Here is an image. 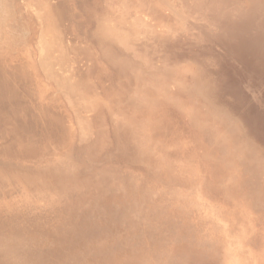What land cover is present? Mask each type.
I'll return each instance as SVG.
<instances>
[{"label": "bare ground", "instance_id": "bare-ground-1", "mask_svg": "<svg viewBox=\"0 0 264 264\" xmlns=\"http://www.w3.org/2000/svg\"><path fill=\"white\" fill-rule=\"evenodd\" d=\"M6 2L0 4V180L5 188L10 186L3 197L19 203L14 213L0 212V264L9 262L8 253L18 247L49 250L45 258L62 264H90L108 255L114 262L126 257L134 262L144 258L143 263L155 255L172 263L205 257L214 253L219 242L213 235L223 229L206 227V218L213 221L204 215V187L213 191L210 197H226L231 168L247 170H237L236 185L243 195L235 221L251 236L256 234L264 219L259 222L251 213L264 216V164L254 148L264 141V119L256 116L250 121L257 131L245 138L241 121L251 116L242 112L241 121L234 123L218 110L228 107L234 115L240 113L242 106L235 104L233 95L246 89L253 94L262 86L245 70L264 80V0H31L24 2V12L14 10L20 0ZM33 7L48 17L39 30L23 32L21 14L30 16ZM227 33L232 37L225 41ZM147 45L156 57L148 70L140 55ZM57 51L62 52L59 58ZM109 64L132 73L121 80L124 74L108 70ZM56 88L64 98L53 94ZM257 103L264 113V99ZM114 144L129 157L128 171H109L110 164L100 158L95 162L93 155L81 164L104 171L98 179L93 177L102 195L101 203L95 204L80 190L89 183H81L77 160L85 147H99L100 155ZM70 179L83 185H71ZM75 188L79 189L73 192ZM45 196L60 208L67 201L77 204L79 220L90 212L88 221L99 223L102 213L98 237L95 230L75 235V230L62 227L68 222L65 218L58 222L62 231L57 235L41 230L40 218L47 210L56 211L44 204ZM160 199L173 218L168 238L162 239L161 226L124 221L127 213L157 209ZM223 201L212 212L226 225L223 216L229 213ZM40 204L45 207L38 208ZM125 207L129 210L121 213ZM188 219L190 228L192 221L195 225L190 230ZM194 227L200 235L204 232V241L189 234ZM116 230H123L119 242L112 241ZM103 231L107 238L101 237ZM148 237L149 246L138 247ZM135 238L141 239L132 250L128 247ZM240 238L244 241L243 233Z\"/></svg>", "mask_w": 264, "mask_h": 264}, {"label": "water", "instance_id": "water-1", "mask_svg": "<svg viewBox=\"0 0 264 264\" xmlns=\"http://www.w3.org/2000/svg\"><path fill=\"white\" fill-rule=\"evenodd\" d=\"M6 1L7 0H5V2ZM9 1H13V0H9ZM25 1L30 2L31 0H20V2L22 3H18V5L15 6L14 10L16 8H19V9L22 8L21 11L24 12L23 6H24ZM2 2L3 0H0V4ZM8 3H11V2H8ZM39 11H41L40 8L36 9L35 7H33V9L30 10V16H25V14L21 12L23 32L26 29L25 32L28 31L30 33H34L35 30L37 31L39 30V28H41V26H43L42 21L48 16H44V14L41 16V13ZM37 12H39V17L37 16ZM143 33L149 34V31L148 32L143 31ZM37 39L38 38L35 37V40ZM81 41L82 40H79V43ZM78 47L79 48L81 47V43H80V46L78 45ZM70 50L68 49L69 53H71ZM62 52L57 51L56 57L59 58L60 56H62ZM140 55L143 56V59H145L144 61L147 62L146 64L147 70H148L147 66H150L152 62L156 63V57L152 54V48L150 46L147 45V48L141 50ZM105 62H107V60H104V63ZM108 66H109L108 68L111 71L113 69L114 72H116L119 75L124 74L123 76L121 75L122 77L119 76V79L121 80H124L125 75H130L132 73V71H130L129 69L128 71H125L124 67L122 69H118L116 66L111 67L110 64ZM52 92L54 95L64 98L62 91H58L57 88L56 90H53ZM262 92L264 93V85L260 86L256 92L253 91V95L260 94ZM250 94L252 95V92H250ZM248 110H249L248 108H244L242 112H247ZM238 169L239 171H241V174L243 172H247V170H243L240 168ZM204 188L206 189L209 195L208 197H204V198L206 200H211L212 198H214V197H210L213 191H210L206 187ZM207 193H204V195L206 196ZM216 197H218L216 198V200L217 199L224 200L222 204H223V207L224 206L227 207L226 212L229 213V216H225V215L223 216V218L225 219L224 222L225 224H228V226L220 224L218 227H220V229H223V231L221 232L219 231L216 233V235H213V237L215 236L218 237L214 242H219L214 245V253L205 254L206 255L205 257L203 256L200 258L196 257L197 259H195V257L194 258L192 257L190 260L188 259L187 261H181L178 263L176 262L172 263V262H169V260L167 261L160 260L159 257L154 258V260H146L145 263L142 262L143 260L140 261L139 259L136 260V262H134L130 260L131 258L127 259L126 257H118L120 259L119 262H114L115 258H112L111 257L112 255H108L109 257L107 258L105 257V259L101 257L100 261L91 262L90 264H264V245H263L264 244V229H261V227L264 228V221L260 223L261 225L258 226V228L255 230L256 234L254 236H251V233H249L248 230L244 229L247 232V235H245L243 232L244 241L242 243L237 242V238L241 237V228L243 227L239 226L238 225L239 222L235 221V218L239 219V213L237 209H233L229 207V205H231V202H233V198L232 196L230 197L227 196V198L226 197L220 198L219 193H218V196ZM48 198L49 197L45 196L44 201H43L44 204L46 205V202L49 203L50 205L55 207L56 211L55 212L53 210L51 211V209L50 211L47 210L45 212L47 214L43 215L40 218V221L37 223V225L41 230H46L47 228V229H50L51 233L57 235V233H60V231H62L61 227L58 228V225L60 226L59 223L62 222L61 220L64 217L65 219H68L69 218L68 216H70L71 214L70 206H67L66 204L65 207L60 208L61 205L51 202V200H48ZM257 199H259V197ZM207 204L209 205V203ZM45 205L40 204L38 208H43L45 207ZM259 213L261 212H258L257 215H255V219L260 222V218L264 219V216L263 214H259ZM251 215H254V214H251ZM127 219L131 220L130 223L132 222L142 223V221L143 222L147 221L148 228L155 229V227L159 228V226H161V229L163 230L162 239H166L168 238L169 235H171L170 230H172V228H170V226H171V222L173 218L172 217L170 218L168 213L163 210L161 199L158 200L157 202V209L155 207H149V208L147 207V209H142L140 212H134L133 214H130L128 218H126L124 221H126ZM248 219L250 220V217ZM205 222H206V225L212 226V224L209 222L207 218L205 219ZM62 227L68 228L69 227L68 222L65 221ZM183 229L185 228L183 227L180 232H182ZM177 230H179V228H177ZM42 237H43L42 233H40L39 238L42 239ZM171 240H172V237L168 242H171ZM49 241L51 242V240ZM168 242L167 244H169ZM45 259L46 261L43 264H62V262H59V261L53 263L51 262L52 259H50V261L48 260V258H45ZM36 264H41V263L38 262Z\"/></svg>", "mask_w": 264, "mask_h": 264}, {"label": "rangeland", "instance_id": "rangeland-1", "mask_svg": "<svg viewBox=\"0 0 264 264\" xmlns=\"http://www.w3.org/2000/svg\"><path fill=\"white\" fill-rule=\"evenodd\" d=\"M5 31H6V28L4 29ZM4 30H3V32H4ZM14 30V29H13ZM13 30H11V32H13ZM228 37H232L231 35H230V33H227L226 35H225V41H226V39H229ZM248 49H249V47H248ZM244 51H245V49L244 50H242V52L244 53ZM108 70H110V69H108ZM113 71V70H112ZM246 72H248L249 73V75H251V78L254 80V82H256V81H260L261 82V85H264V80L262 79H257L256 77H254L253 76V74H252V72L251 71H246L245 70V74H246ZM103 74H100L99 75V79H100V77L102 76ZM110 77L111 78H113V75H110ZM140 79L139 80H141V78H143L142 76H138ZM253 82V83H254ZM257 85V84H256ZM113 87H115V84H114V81H113ZM253 88V87H252ZM241 94H240V96H238L237 95V93L236 94H234L233 95V101L235 102V104H237V105H240V106H242L241 107V110L243 111V109L244 108H248L249 110L247 111V113H248V115L249 116H251V118L250 119H248L247 121L246 120H244L243 119V121H241V123H242V125L240 126V134H243L244 135V137L246 138V136H248V137H250V133H253V131L255 132V131H257V130H255V129H253V127H250V126H252L251 124H250V121H254L255 120V118H256V116H258V117H260L261 116V119L263 118L264 119V117H263V115H264V113H263V111H262V109H261V106L259 107V104L257 103V100L259 99V98H262V99H264V96L260 93V94H258V97L254 94H250L249 93V90H241V91H239ZM251 98V99H250ZM239 100H241V101H239ZM219 108H221V107H219ZM231 108H223V109H219L218 111L220 112V110H221V112H224V115L226 116V117H228V119L230 120V121H232V122H237L238 123V121H239V118L241 117L240 116V114L242 113V111L239 113H237L236 115H234L233 113H232V110H230ZM120 110V109H119ZM119 110H117V113L119 112ZM234 110V109H233ZM122 111V110H121ZM258 112V113H257ZM261 124H263V123H261ZM255 127H259L260 125H258V124H256V125H254ZM261 132V131H260ZM228 133L232 136V138H234L235 139V133H233V132H230V131H228ZM262 134H261V137H262V135L264 134V132H261ZM243 137V141L242 142H244L245 141V138ZM253 138V137H252ZM224 139L225 140H227V138L226 137H224ZM250 139V138H249ZM251 140V139H250ZM229 142H230V140H229ZM107 143L108 144H111L112 143V140H111V138H108L107 139ZM218 143V142H217ZM223 144H225V143H223ZM112 147H111V149L109 150V151H102L101 150V152H100V155H99V147H97V146H95V147H97V148H94V150L93 149H90L89 150V148L88 147H85L84 148V150L86 149V151H84L83 150V152H81L80 154L82 155V156H80L79 158H78V160H77V165L78 166H80V168H82V169H80V171H79V174H80V176L81 177H83V179H84V182H81V181H79V182H81V183H85V181L87 180L88 182L87 183H89V185L88 184H84V189H80V190H82V193H83V196H87V198L88 199H90L89 197H93V199H94V202H95V204H100L101 202H100V196H102L101 195V191L99 190V189H97V188H95L94 187V183L95 182H93V177H97V179H98V175H101L104 171H100V170H97L96 172H95V170L94 171H91V167H89V169H87L86 168V166L88 165V163H87V165L84 167L83 165H81L82 163H84V162H82L83 160H85V156H88V155H93L92 157H93V159L95 160V162H96V160L98 161V159L100 158V160H101V162L102 163H104L105 165H109L110 164V166H111V168L109 169V171H112L113 172V170H114V168L115 167H117L118 169H122L123 171H124V168H128V165L126 164V163H128V164H131V162L128 160L129 159V157H127L126 155H123L124 154V148H123V150L121 149V147L120 146H118L117 144H114V146L113 145H111ZM236 146H238V143L236 144ZM88 148V149H87ZM224 149L225 148H223V150H222V152L224 151ZM255 150H256V154H259V155H261L262 157H263V160H262V162H263V164H264V141L263 142H261L260 143V146L257 144L256 145V148H254ZM88 151V152H87ZM220 151V150H219ZM221 152V151H220ZM256 156V155H255ZM84 157V158H83ZM79 163V164H78ZM169 164H171V163H169ZM132 165V164H131ZM137 165V164H136ZM135 165V166H136ZM170 168H171V166H170ZM83 169H84V171H83ZM234 169H236V168H231V169H229V173H228V175H233V180H232V182L230 183V186L228 187V189L226 190L227 192H228V194L226 195V194H224L226 197L227 196H232V198H233V203H231V205H229V207H232L233 209H239V208H237V206L239 205V199H241L240 197L243 195L242 194V192H241V190H240V186H238V185H236L237 184V176L238 177H240V174H238V169H236V171H233ZM129 170V168L127 169V171ZM83 171V172H82ZM94 172L96 173V175L94 174ZM227 173V172H226ZM234 174H235V176H234ZM69 181H71L70 182V184L71 185H74V186H76V187H79V186H82L83 184H79V183H77L74 179H70ZM89 181H92V183L90 184V182ZM225 181H226V179H225ZM75 182L77 183V184H75ZM52 183V182H51ZM63 182H60L59 184H62ZM58 184V183H57ZM41 185H44V184H41ZM70 185V186H71ZM46 186H51V184H50V182L49 183H47L46 184ZM45 186V187H46ZM9 187L10 186H7V188H5V186H3L2 185V183H1V180H0V212L1 213H3V214H5L6 212H12V213H14V212H16V210L13 208V206L15 205V204H17V203H19V201H16L15 202V200L13 199V198H9V197H3V195L5 194V193H7V191H8V189H9ZM44 186H42L41 188H43ZM245 187V186H244ZM243 187V188H244ZM76 189H79V188H75V190L73 191V192H75L76 191ZM248 190H249V188H246V190H245V192H247L248 193ZM106 194V193H105ZM112 196H118L119 197V195H112ZM121 196V195H120ZM73 197V195H71V197H70V199H68V200H72L71 198ZM204 197H208V196H205V195H203L202 196V198H204ZM104 198H105V196H104ZM216 198H218V197H214V198H212L211 200H204V202H203V210H205V212H206V214H204L206 217H208V218H210L213 222H212V224H214V225H212L214 228L213 229H211V230H215V228L216 229H218V228H220V227H217V223L219 222L220 224H224L223 223V221H221L222 219H221V217L218 215V217L215 215V213H213L212 212V209L216 206V205H219V204H216V203H218V202H220L221 201V199H217L216 200ZM63 199H65L66 200V198L64 197ZM20 200H22V197L20 196ZM32 200V199H31ZM31 200H29V199H27L26 197H25V201H31ZM49 200V199H48ZM73 200H76V201H78L79 200V198L77 199L76 197H74V199ZM90 200H92V199H90ZM38 202H39V200H37ZM223 201V200H222ZM130 202H128V204H129ZM133 203V202H132ZM207 203H209V205L207 204ZM67 204H68V206H70V211L72 212L71 214H70V216H68L69 218L67 219V221L69 222V227L70 228H68V229H70V230H75L74 232V234L75 235H77V232H80V234L81 233H84V231L86 232L87 230H95V238H97L98 237V234H99V230H98V228H99V223H101V221H102V219H101V216H102V213L97 217V219H98V221H99V223L96 221V222H92V221H88V219H89V216H92L91 215V213L89 212V214L88 215H86L85 217H86V219L85 220H79L80 219V216H81V213H79V212H77V211H80V207H77L78 205L77 204H74V205H72L71 203H69L68 201H67ZM212 204V205H211ZM216 204V205H215ZM77 205V206H76ZM210 208V213H208V209ZM76 210V212H74ZM127 210H129V208L128 207H125V209L123 210V208L120 210L121 211V213L122 212H126ZM218 214H220V213H218ZM248 214V213H247ZM251 214H254V215H252V216H254L255 217V212L254 211H252V213ZM65 218V217H64ZM125 218H128V213H127V215L125 216ZM189 220V219H188ZM214 220H216V221H218L217 223L214 221ZM235 220H236V218H235ZM248 221H250V220H248ZM143 222V221H142ZM246 223V222H245ZM239 224H240V221H239ZM190 225V220L186 223V226L188 227ZM193 225H194V222L192 221L191 222V228L193 227ZM195 226V225H194ZM225 226H228L227 224L225 225ZM239 226H241V227H244L245 225H239ZM125 227L127 228L126 230H128L129 228H130V226H124V229H125ZM206 227H209V226H206ZM190 228V226H189V230L191 229ZM245 229V228H244ZM244 229L243 228H241V235H242V233L244 232ZM211 230L209 229V231H210V233H211ZM77 231V232H76ZM123 231V230H122ZM122 231H119V230H116L114 233H113V240L112 241H118L119 242V240H120V237H121V232ZM198 230H197V228L196 227H194L193 229H192V231L191 232H189V234L191 235V236H194V237H198L201 241L203 240L204 241V232L202 231V235H200V233L199 232H197ZM105 232L106 231H103V233L104 234H101V237L102 236H104V237H106L107 238V236H106V234H105ZM48 233V232H47ZM145 235H150V234H145ZM141 236V235H140ZM212 235H211V240H212ZM138 239H141V238H135L134 239V241L132 242V244L130 245V247H128V248H132V250H133V248H135V247H133L135 244H137V242H138ZM109 240V239H108ZM241 240V238H237V242H240V243H242L243 241H240ZM149 241V237H148V240L146 241V242H144V243H142V242H139L137 245H140V246H138V247H141V246H145V245H148V244H150V242H148ZM157 242H158V244H157V246L159 245L160 247H161V245L163 244V242L162 241H160L159 239L158 240H156ZM153 242H155V241H153ZM264 245V244H263ZM262 245V246H263ZM24 246H27L26 245V242H24ZM116 246H118V247H121L122 248V246H120L119 244H116ZM149 246V245H148ZM152 247V246H151ZM153 248V247H152ZM118 249H120V248H118ZM71 251V250H70ZM131 251V250H130ZM156 252V251H155ZM58 254H60L59 252H57ZM152 253V252H151ZM151 253H149V254H151ZM9 255H10V258H11V260L8 262L7 260H6V262H3L2 264H13L14 262H15V264H30V263H33V264H36V263H41V264H43V262H45L46 261V259H45V257L47 256V255H50V253H49V250H43V249H40V247H34V249H32V251L31 252H29L28 251V249H26V248H17V249H15V250H13L11 253H8ZM32 254H35V255H37V257L36 258H34V259H32V260H28V259H26L25 257H29V255H32ZM61 254H62V252H61ZM41 256V257H40ZM73 256H76L75 254H73ZM64 257V255L62 254V256H60V259H62ZM155 258H157V256L155 255ZM160 259V258H159ZM143 261H144V258L142 259ZM141 260V261H142ZM161 260V259H160ZM76 262H78V261H74V260H72V263L71 264H74V263H76ZM176 263H178L177 261H175Z\"/></svg>", "mask_w": 264, "mask_h": 264}]
</instances>
